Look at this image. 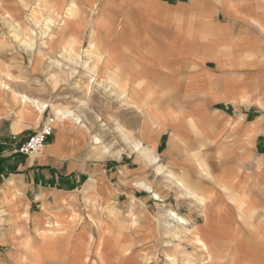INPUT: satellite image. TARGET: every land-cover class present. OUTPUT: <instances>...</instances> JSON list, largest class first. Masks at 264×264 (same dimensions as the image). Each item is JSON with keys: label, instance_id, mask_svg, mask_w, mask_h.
I'll list each match as a JSON object with an SVG mask.
<instances>
[{"label": "crops", "instance_id": "1", "mask_svg": "<svg viewBox=\"0 0 264 264\" xmlns=\"http://www.w3.org/2000/svg\"><path fill=\"white\" fill-rule=\"evenodd\" d=\"M39 1L97 59L124 142L66 120L17 153L48 110L5 108L0 76V264H264V0Z\"/></svg>", "mask_w": 264, "mask_h": 264}, {"label": "rangeland", "instance_id": "2", "mask_svg": "<svg viewBox=\"0 0 264 264\" xmlns=\"http://www.w3.org/2000/svg\"><path fill=\"white\" fill-rule=\"evenodd\" d=\"M28 4L14 13L0 12V19L17 21V26L3 23L0 27V76L10 88L2 91L5 108L11 109L14 104L18 109L23 105L19 94H26L48 106L47 120L53 119L55 126L57 121L69 120H60L56 113L75 111L78 106L84 119L78 117L85 120L96 144L115 140L123 146L121 127L113 121L114 111L119 109L114 106L118 98L113 100L114 92L105 88L107 80L91 75L84 67L88 63L87 67L95 70L98 64L85 48L88 45L77 50L75 43L67 41L66 30L61 32L58 20L52 27L50 20L45 24L51 16L48 5L39 0ZM131 139L136 141L135 137Z\"/></svg>", "mask_w": 264, "mask_h": 264}, {"label": "built area", "instance_id": "3", "mask_svg": "<svg viewBox=\"0 0 264 264\" xmlns=\"http://www.w3.org/2000/svg\"><path fill=\"white\" fill-rule=\"evenodd\" d=\"M53 119L45 121L42 129L31 135L24 143H21L16 152L26 156L37 155L47 144L50 137L54 135L55 128L53 126ZM4 144V140L0 137V146Z\"/></svg>", "mask_w": 264, "mask_h": 264}, {"label": "bare ground", "instance_id": "4", "mask_svg": "<svg viewBox=\"0 0 264 264\" xmlns=\"http://www.w3.org/2000/svg\"><path fill=\"white\" fill-rule=\"evenodd\" d=\"M54 14L52 16L49 17V20L52 22L51 24V27L52 25L54 24V21L57 22V19H56V16L58 14H55V12H53ZM152 21V20H151ZM55 22V23H56ZM51 27L49 29H51ZM87 62V61H86ZM87 64L86 63L84 65V67L91 73V75H94L97 77L98 75L94 72V70L92 69H89V67H87ZM96 85V84H95ZM139 90V89H138ZM20 98L21 100L24 102V103H27V104H32L34 105L35 107L37 108H40L41 111H46V109L48 108V106L46 104H41L39 101L37 100H33L32 98H30L28 95L26 94H21L20 95ZM56 115L58 116V118H60L61 120H64V119H69V120H73L75 121L76 123H78L80 126H82V128L84 127L85 129H88L87 125L84 123L83 119L81 117H78L73 111H70V110H65V111H59L58 113H56ZM139 146V145H138ZM136 146V148L138 147ZM139 148V147H138ZM178 218V217H177ZM179 221H182L179 219ZM184 223V221H182ZM185 224V223H184ZM186 230V228H185ZM177 238H180V234H175ZM197 242L201 244V240L197 239ZM171 261H174L171 260Z\"/></svg>", "mask_w": 264, "mask_h": 264}]
</instances>
